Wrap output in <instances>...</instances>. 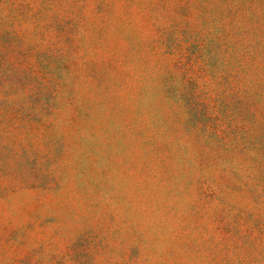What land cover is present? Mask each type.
<instances>
[{"label":"rangeland","instance_id":"rangeland-1","mask_svg":"<svg viewBox=\"0 0 264 264\" xmlns=\"http://www.w3.org/2000/svg\"><path fill=\"white\" fill-rule=\"evenodd\" d=\"M0 264H264V0H0Z\"/></svg>","mask_w":264,"mask_h":264}]
</instances>
